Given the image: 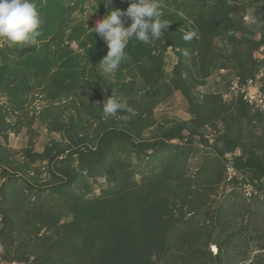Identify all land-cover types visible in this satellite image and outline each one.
<instances>
[{"label":"rangeland","instance_id":"obj_1","mask_svg":"<svg viewBox=\"0 0 264 264\" xmlns=\"http://www.w3.org/2000/svg\"><path fill=\"white\" fill-rule=\"evenodd\" d=\"M99 1L35 0L42 26L50 23L37 45L0 41V264H44L49 253L46 263L55 264H200L205 251L207 264H264V183L260 188L251 172L237 168L253 152L264 159V117L222 99L232 76L250 69L264 43V22L243 19L264 3L161 0L170 24L162 37L174 36L177 46H158L148 57L155 62L122 63L107 76L99 67L107 44L90 30L104 17ZM46 7L57 15L49 18ZM214 8L221 18L234 10L242 23L231 54L222 32L234 28L221 26ZM95 34L98 63L87 52ZM179 74L190 99L178 86ZM113 91L141 128L139 142L155 145L146 154L163 145V129L182 128L183 138L172 144L194 151L180 168L171 161L152 177L138 173L146 164L132 160L127 117L103 115ZM114 130L121 138L113 179L106 169L91 177L78 156L96 158L89 149ZM71 169L78 182L58 184L56 177L67 181ZM250 186L258 192L250 194ZM132 217L137 222L126 231ZM125 258L130 261L120 262Z\"/></svg>","mask_w":264,"mask_h":264},{"label":"trees","instance_id":"obj_2","mask_svg":"<svg viewBox=\"0 0 264 264\" xmlns=\"http://www.w3.org/2000/svg\"><path fill=\"white\" fill-rule=\"evenodd\" d=\"M107 2H108V0H100L99 1V9H100V12L102 13L103 16H106L109 12V9L106 8L105 4H104ZM131 2H132L131 0H112V4L110 5V7L120 8L122 10H126ZM229 4L230 3L227 2V5H229ZM259 9H260V11L257 12L258 19H259V23H257L258 25L261 24L262 22H264V8H259ZM214 10L219 15L218 9L214 8ZM46 11L48 13L49 18H51L53 15H57V11H51L50 7H46ZM234 13H235L234 10H231V12L229 10H226V11H223L222 18L220 17V15L218 16V18H220L219 23L221 26L225 25L227 28L232 26L234 28V34L233 33H226V31L222 32V34H226V36L228 37L229 40L231 39L230 42L228 43V44H230V46L228 47V53L229 54L233 53V51H234L233 50L234 45L231 41L235 40V38H234L235 33L240 32L239 30L242 26V23L237 22V20L235 19L236 16L234 15ZM130 23H131V20L129 19L127 21V23L125 24V26L126 27L129 26ZM44 25L45 26L43 27L41 24L39 30L46 29V27L50 25L49 21H47ZM244 25H245L244 28H248V25H246L245 23H244ZM196 28H197V26L195 27V31L197 32ZM217 28L220 29V26H218ZM252 31H254V30L252 29ZM199 34H200V32H199ZM195 35H196V33H195ZM227 37H222V38H227ZM92 38L93 39L91 40L90 47H87V52L90 54L91 59L94 62L98 63L99 59H97L95 57V55H96V52L98 53V50L100 48L99 47L100 46V41H99L100 37L97 34H95V37H92ZM183 42H185V41L183 40L180 43L182 46L184 45ZM158 46L166 49L169 46H177V45H176V41L174 40V36H170V35H167V36L165 35L160 40H156V41L152 42L151 44H147V45L143 44L142 42H139L133 38L132 40H130L129 45L126 49V52H127L129 58L127 61H125L123 63L125 65H129V63H131L130 65H133L135 63V65H137V66L140 64H144V63L151 64L152 62H155V57L153 60L149 59L151 61L148 60V57L152 55L153 49L157 48ZM213 47H215V46L213 45ZM156 60H157V58H156ZM252 62L253 63H252V66L250 67V69L248 71H245L244 73H242L243 75H246V74L253 72L254 65H255L254 59L252 60ZM179 75L181 77V80L179 81L178 86L180 88H182V91L185 94V96L190 99L191 98L190 89L187 88V86L185 85L186 78L184 80V79H182V75L181 74H179ZM235 102L236 101H234V103ZM224 104L230 105V103H225V102H224ZM236 105H238V107H240L242 109L250 108L244 101H240V100L237 101ZM119 113H121L125 117H127V114H125L126 113L125 111H121ZM256 115L264 117V115L259 113V112H257ZM127 122H129V125L132 126V132L134 133V137H135V138L133 137L134 140H133V138H130L131 139L130 140V147L132 148V150L130 149V151H132L131 154L135 152V157L132 160L139 162V164L140 163L146 164V170H145V167L144 168L141 167L138 171V173L141 174L142 177L146 176V178H148V177L154 176V174L158 173L161 169L163 170V167L167 164V162H171V161H174L173 162L174 166L180 168L182 163H184L186 160H188V158L190 157V155L194 151V147H191L188 150H185L183 145L172 144V140L181 139V138H183V135H182V128L178 129V128L170 127V128L163 129V131L161 133L162 134L161 136L163 138V141L161 143L163 145L160 146V149H157L156 151H154L152 153L146 154L145 150H148L149 148H152L155 145H149L148 146V145L144 144V142H139L138 139L141 138L140 134L142 132L141 128L138 127L136 124H134L132 122V120L130 119V117H127ZM119 134H121V133H118L115 131L114 135L108 136V134L105 132L102 135V138H101L98 146L96 147V149H92V148L89 149L90 152L93 153L96 158H94L93 160H87L85 158H82L81 154L78 156L80 168L82 170H86L91 177H95L100 172V170L106 169L105 171H102V173L106 172L108 174V178L110 177L113 179L114 171H113L112 167H114L116 159H117L116 154H115V151H116L115 147H119L117 145L115 146V143H116V141H118L121 138L119 136ZM124 134H125V136H129V134H127V133H124ZM73 141H74V143H73L74 145L80 144L76 140H73ZM235 146H236V144H234L232 142L229 143V147L231 150L234 149ZM174 151H175V153H174ZM81 152H82L81 150L75 149L72 153H81ZM147 167H149V168L147 169ZM237 168L242 169L246 172H251L250 178L258 179L260 188L263 187V183H264V159L262 157L258 156L255 152H253V153H251L250 157H248L247 159H239V163H238ZM146 171H147V173H146ZM128 176H129V174H128ZM56 178L58 179L57 183L60 185L71 184V187H72L73 184H76L78 182L77 177H76V173H74L72 171V169H71L70 177L68 178L67 181L64 180L62 175L57 176ZM57 183L55 186H58ZM136 222H137V218L132 217V218L127 219L125 224H124L125 230L128 231V228L132 227ZM230 237L233 238V235H231ZM38 238L40 239V237H38ZM60 246H65V243L60 244ZM220 250H222V249L220 248ZM51 255L52 254L49 253L47 256V259L44 258L41 263L55 264L54 262L48 263V261L46 263V260H48ZM210 255L211 254L206 252V251L203 252L202 254H200L199 258L202 259V260L199 259L200 264H207V258ZM219 256H220V254H219ZM14 258L22 260V257L19 255L14 257ZM125 261H130V260H129V258H125L120 262L124 263Z\"/></svg>","mask_w":264,"mask_h":264},{"label":"clouds","instance_id":"obj_3","mask_svg":"<svg viewBox=\"0 0 264 264\" xmlns=\"http://www.w3.org/2000/svg\"><path fill=\"white\" fill-rule=\"evenodd\" d=\"M261 3H264V0H261ZM104 4L109 9L108 14L98 19L94 28L89 29L92 33L99 34L107 44V55L99 63V67L104 75L111 76L128 60L126 49L130 40L134 38L143 44H151L161 39L170 24L162 19L164 6L161 0H132L126 10L110 7L112 0ZM257 12V9L250 8L245 11L243 19L248 23L257 24ZM129 19L131 23L126 27ZM41 23L35 0H0V41L10 45H37L41 36ZM194 35L195 33H191L184 39L190 40ZM101 107L105 117H114L125 110L131 111L126 102L117 98L114 91L103 101Z\"/></svg>","mask_w":264,"mask_h":264},{"label":"built area","instance_id":"obj_4","mask_svg":"<svg viewBox=\"0 0 264 264\" xmlns=\"http://www.w3.org/2000/svg\"><path fill=\"white\" fill-rule=\"evenodd\" d=\"M254 61L252 73L234 74L232 76L228 89L223 93L222 98L225 103L244 101L251 109L264 115V43L256 49ZM227 170L232 175L231 179L237 176L235 167L231 164L228 165ZM252 189L254 192H258L250 186V194Z\"/></svg>","mask_w":264,"mask_h":264}]
</instances>
